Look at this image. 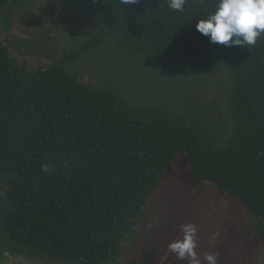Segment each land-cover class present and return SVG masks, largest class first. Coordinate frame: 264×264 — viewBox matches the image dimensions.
Here are the masks:
<instances>
[{
    "label": "trees",
    "instance_id": "16d2710c",
    "mask_svg": "<svg viewBox=\"0 0 264 264\" xmlns=\"http://www.w3.org/2000/svg\"><path fill=\"white\" fill-rule=\"evenodd\" d=\"M64 1L89 26L76 36L70 19L57 61L29 69L0 44V264H118L179 152L191 186L242 202L264 244V35L247 49L210 43L195 25L216 0L182 12L168 0ZM210 79L220 93L206 103L195 91ZM144 253L131 264H150L155 249Z\"/></svg>",
    "mask_w": 264,
    "mask_h": 264
},
{
    "label": "rangeland",
    "instance_id": "374dc122",
    "mask_svg": "<svg viewBox=\"0 0 264 264\" xmlns=\"http://www.w3.org/2000/svg\"><path fill=\"white\" fill-rule=\"evenodd\" d=\"M75 16L74 33L79 36L89 26L83 22L75 4L64 0H37L32 4L0 11V44L17 63L29 69L47 67L60 57L62 46L68 45L67 25ZM87 24V25H86ZM113 55L112 52H106ZM105 63L104 56L95 61ZM85 73L83 81L91 82ZM220 91L213 79L195 96L203 102L213 101ZM222 108L219 102L216 111ZM193 223L197 227V253L201 264L206 254L218 255V264H264V244L251 228V214L242 202L232 200L215 185L205 182L193 188L184 154L179 152L173 169L158 183L147 203L138 232L132 241L123 243L118 264L140 262L145 248L151 244L155 258L150 264H188L168 251V244L181 238V227ZM151 241H147V237ZM215 237V238H213ZM49 259L37 263L17 256H7L3 264H50Z\"/></svg>",
    "mask_w": 264,
    "mask_h": 264
},
{
    "label": "clouds",
    "instance_id": "9594fccd",
    "mask_svg": "<svg viewBox=\"0 0 264 264\" xmlns=\"http://www.w3.org/2000/svg\"><path fill=\"white\" fill-rule=\"evenodd\" d=\"M138 0H120L121 5H134ZM187 0H168V7L182 12ZM198 33L208 37L210 43L225 46H254L264 35V0H216L214 11L206 18L196 20ZM48 171L47 165L42 166ZM181 238L167 246L177 260H188V264H201L197 248V227L193 223L182 225ZM215 238V237H213ZM207 264H218V255L206 254Z\"/></svg>",
    "mask_w": 264,
    "mask_h": 264
}]
</instances>
